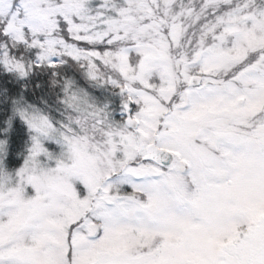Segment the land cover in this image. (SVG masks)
Here are the masks:
<instances>
[{
	"label": "snow or ice",
	"instance_id": "snow-or-ice-1",
	"mask_svg": "<svg viewBox=\"0 0 264 264\" xmlns=\"http://www.w3.org/2000/svg\"><path fill=\"white\" fill-rule=\"evenodd\" d=\"M0 264H264V0H0Z\"/></svg>",
	"mask_w": 264,
	"mask_h": 264
}]
</instances>
